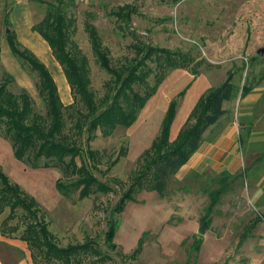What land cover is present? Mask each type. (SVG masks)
Segmentation results:
<instances>
[{
  "label": "rangeland",
  "instance_id": "1",
  "mask_svg": "<svg viewBox=\"0 0 264 264\" xmlns=\"http://www.w3.org/2000/svg\"><path fill=\"white\" fill-rule=\"evenodd\" d=\"M45 6L35 0H0V80L2 72L10 74L13 80L8 88L14 93L28 92L33 113L42 115L44 123L48 119L35 84L38 77L12 54L6 32L13 30L17 40L47 65L61 101L72 103L62 66L47 42L31 29L44 15ZM61 7L68 23L67 47L81 65L99 110L111 101L117 84L93 52L86 24L96 28L113 67L136 63L142 55L136 53V47L144 45L164 48L182 60L175 68L166 64L163 55L153 54L145 61L150 73L135 89L143 93L164 76L129 127L117 126L109 133L98 129L89 137L82 118L78 128L81 113H86L81 103L75 101L74 107L65 111L62 140L76 145L80 152L77 164H86L111 187L109 191L84 198H79L78 192L63 195L55 187L57 180L70 181L62 169L33 167L18 160L10 139L0 131V168L33 202L38 219L48 223L60 246L90 242L106 255L103 260L86 256L83 264H259L261 258L247 254L250 242H240V236L254 216L264 215V51L258 54L264 48V0H62ZM121 7L125 17L114 14ZM229 73L235 96L223 101L224 113L205 129V140L198 148L201 155L194 152L169 175L165 195L140 189L122 212H113L118 199L144 169V151L159 134L169 101L177 100L173 140L199 97L220 85ZM242 85L248 88V95L242 96ZM209 147L214 151L229 147L241 166L232 172L236 180L222 194L207 229L200 234L198 227L209 203L206 191L218 186L215 179L226 170L224 156L215 159ZM257 182L263 195L254 201L250 188ZM5 203L0 201V227L16 228L13 234L19 236L33 218L21 206L11 211ZM111 216L118 222L114 250L105 240ZM199 236L202 241L196 251L193 243ZM140 237L143 242L132 259ZM29 250L34 264H48L39 249Z\"/></svg>",
  "mask_w": 264,
  "mask_h": 264
},
{
  "label": "trees",
  "instance_id": "2",
  "mask_svg": "<svg viewBox=\"0 0 264 264\" xmlns=\"http://www.w3.org/2000/svg\"><path fill=\"white\" fill-rule=\"evenodd\" d=\"M35 1L45 4L46 9L42 18L31 25V29L47 42L53 56L62 66L74 101L70 104H63L57 83L47 65L31 49L17 40L13 30H7L6 37L10 51L17 59L27 64L38 77L35 84L38 94L44 102L48 121L44 123L42 115L33 113V101L28 92L21 90L14 93L8 88V84L13 78L7 72H2L0 131L3 130L4 135L10 139L13 154L18 160L27 161L33 167L58 166L62 169L64 176L70 181L62 183L57 180L55 187L63 195L78 192L79 198H84L94 192L109 191L111 187L95 177L86 164H77L76 156L80 152L76 145L62 140L60 134L65 126V111L73 108L75 101L81 103L86 113H81V117L77 121L78 128L82 127L80 123L82 118L90 134L89 137H93L98 129L109 133L117 126L129 127L135 121L138 110L153 95L164 76L159 77L155 85L145 89L143 93L135 89V85L145 83L146 77L150 73L151 69L146 66L145 61L153 54L163 55L166 64L175 68L179 66L178 63L182 59L180 56L175 57L174 52L164 48L144 45L136 47V53H142L136 63L125 68L121 67L122 69L113 67L108 59L106 49L101 45L96 28L91 24H86L93 52L99 59L100 65L114 76L117 84L111 101L102 110H99L93 94L88 88V82L82 73L81 65L67 47L68 23L62 11V0ZM123 9L124 7L119 8L114 14L118 17H125ZM127 9L130 12L131 5H128ZM6 20L9 22L8 17ZM241 91L242 96L249 92L244 85H242ZM235 93L232 74L229 73L220 85L209 89L206 94L199 97L173 140H170V128L176 114L177 100L171 99L162 118L159 134L153 139L150 147L144 151L146 158L144 169L118 199L113 207V212H122L125 204L133 199V193L140 189L157 190L160 195H165L164 188L169 175L175 174L199 148L205 140V129L215 124L224 113L223 101L232 99ZM192 116L194 121L190 122ZM122 152L120 151V154ZM90 155L94 157V151H90ZM119 156L115 158L114 162L118 160ZM236 178L237 175L227 170L220 171L215 179L218 186L206 191L209 203L205 208L202 222H210L214 206L222 194L231 188ZM0 201L6 202L5 205H8L11 211L16 206H21L33 218V222L27 223L18 237L26 242L29 249H39L42 259L48 264H83L87 260L86 256L98 260L105 258L106 255L94 243H69L66 246H60L53 233L48 229V223L43 219H38V209L34 207L33 202L28 200L17 184L10 182L8 175L1 168ZM1 211L2 206H0ZM263 217L264 215L261 214L251 219L241 233L240 242L250 235L256 223ZM117 227V220L111 216L105 233V240L111 250L117 246L114 241ZM16 230V228L3 230L0 227V231L8 235H14L13 232ZM201 241L200 236L195 239L194 250H198ZM142 242L143 239L140 237L134 256H130L132 259L140 250Z\"/></svg>",
  "mask_w": 264,
  "mask_h": 264
},
{
  "label": "crops",
  "instance_id": "3",
  "mask_svg": "<svg viewBox=\"0 0 264 264\" xmlns=\"http://www.w3.org/2000/svg\"><path fill=\"white\" fill-rule=\"evenodd\" d=\"M175 118H176V114L174 119ZM174 121L175 120H173L172 124L174 123ZM172 124L170 128V136L172 132ZM178 131L176 132L174 138L176 137ZM211 149L213 150V147ZM213 153H214V158L218 160H220L221 157L224 156L222 158L223 159L222 163L224 164L226 170L228 169L230 170V173L238 170L239 167L241 166L236 157L237 155H235L229 149V147H224V149H220L219 147H217V151L213 150ZM195 154H198V149L195 151ZM200 155L201 154H198V156ZM263 178L264 175L261 176V180ZM250 189L252 192L251 198L254 201L259 199L260 196L263 195V187H261L260 183L258 182L255 185H253ZM245 239H248V241L250 242L247 254L251 257H256L252 259H257L259 257L262 260L264 258V217L259 222L256 223L250 235L247 236ZM0 264H33L31 258V251L29 250L26 242L20 239L16 235H8L0 231Z\"/></svg>",
  "mask_w": 264,
  "mask_h": 264
},
{
  "label": "water",
  "instance_id": "4",
  "mask_svg": "<svg viewBox=\"0 0 264 264\" xmlns=\"http://www.w3.org/2000/svg\"><path fill=\"white\" fill-rule=\"evenodd\" d=\"M264 51V48H260L258 50V54H262V52ZM207 222H203L199 227H198V232L200 234H203L205 232V230L207 229Z\"/></svg>",
  "mask_w": 264,
  "mask_h": 264
},
{
  "label": "built area",
  "instance_id": "5",
  "mask_svg": "<svg viewBox=\"0 0 264 264\" xmlns=\"http://www.w3.org/2000/svg\"><path fill=\"white\" fill-rule=\"evenodd\" d=\"M259 264H264V258L260 261Z\"/></svg>",
  "mask_w": 264,
  "mask_h": 264
}]
</instances>
